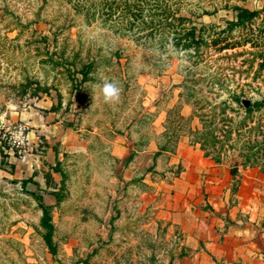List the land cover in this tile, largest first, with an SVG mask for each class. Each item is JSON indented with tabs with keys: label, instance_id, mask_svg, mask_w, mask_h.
Segmentation results:
<instances>
[{
	"label": "rangeland",
	"instance_id": "rangeland-1",
	"mask_svg": "<svg viewBox=\"0 0 264 264\" xmlns=\"http://www.w3.org/2000/svg\"><path fill=\"white\" fill-rule=\"evenodd\" d=\"M126 1L142 19L122 15ZM158 2L191 21L155 34ZM235 5L264 0H0V167L12 170L0 172V264H264V148L244 159L249 139L264 143V109L247 113L232 97L264 98V11L229 29ZM192 25L235 46L197 53ZM101 77L117 82L119 102L104 101ZM46 117L59 123L46 129ZM22 123L36 135L14 153L3 134ZM190 169L197 207L223 217V247L163 217Z\"/></svg>",
	"mask_w": 264,
	"mask_h": 264
},
{
	"label": "trees",
	"instance_id": "trees-1",
	"mask_svg": "<svg viewBox=\"0 0 264 264\" xmlns=\"http://www.w3.org/2000/svg\"><path fill=\"white\" fill-rule=\"evenodd\" d=\"M156 9V13H159L162 16V21H160V23H156L154 25H149L152 28V32H155V34H164L166 33H171V31H177V28L174 27L173 25H175V22H182V21H191V18L185 17V16H180L177 15V11L176 10H172L170 9L168 6H166L163 2H158L155 6ZM129 11H133V14L135 13V18L137 20L142 19V13H143V8L141 6L140 3H130L128 1L125 2V9H124V13L122 15H126L127 13H129ZM159 11V12H157ZM233 11L235 13V19L233 20H226L229 29L234 28L237 25L240 26H248L249 24H253L255 18L258 17V15L264 11V9H255V10H250L249 8L245 7V6H241V5H235L233 7ZM174 27V28H173ZM201 29H206V26L203 25ZM185 31L187 30L186 36L187 38L190 39V42L188 43H196V50L195 52L199 53L201 51V46L206 45V47L209 46H213L216 47L219 51L228 49V48H233L235 46V44L231 43L228 38H224V39H218V38H210L209 40H207L206 38H204V33L203 30L202 32H197L199 31V29L192 25L189 28H185ZM184 34V35H185ZM176 38L175 41L176 43L179 45L182 41L179 40V36L181 35L178 32L176 33ZM164 37V36H163ZM206 39V40H205ZM210 41V42H209ZM163 42V41H162ZM223 43V44H222ZM264 55V54H263ZM190 56V55H189ZM262 65H264V60L262 61ZM234 98V100L239 103V105L241 107L245 108V111L247 113H253L256 111H260L262 109H264V98L262 99H258V100H252V99H243L241 94H233L232 96ZM223 113H225V109L223 111ZM252 121V120H251ZM246 124V121L244 122ZM245 124H238L235 127H230L228 130H224V136L226 137V140L228 139H232V133L233 132H240L242 131L245 127L243 125ZM247 125V124H246ZM245 125V126H246ZM232 128L236 129V130H232ZM210 134L213 135L214 139L213 142L214 144H221V146H223V141L221 138L217 137L216 135H214V130H210L209 132ZM201 140L198 141L200 142L203 146H205L204 142H208V138L206 136V133L204 134V136H201L200 138ZM203 141V142H202ZM6 143V142H5ZM7 144V143H6ZM245 149L246 150H251L250 152H248L247 154L244 155V159L246 162L248 163H253L255 161L258 160L259 157V153L260 150L257 149L256 146H260L263 149V145L264 143H262L259 140H256L254 142H252L250 139L249 141H247V143H245ZM260 148V147H259ZM5 149V146H4ZM164 147H160L159 150H164ZM255 150V151H254ZM50 209L51 206L50 205H44V209H43V217H42V225L46 226L48 228V233L45 236V241L47 243V245L49 246L51 252L53 254H55V248H54V242H53V231H54V224L52 223V217L50 214Z\"/></svg>",
	"mask_w": 264,
	"mask_h": 264
},
{
	"label": "crops",
	"instance_id": "crops-1",
	"mask_svg": "<svg viewBox=\"0 0 264 264\" xmlns=\"http://www.w3.org/2000/svg\"><path fill=\"white\" fill-rule=\"evenodd\" d=\"M51 112L55 113L54 110ZM44 118L45 117L42 116L41 119ZM48 120V117H46V120H43V124L46 129L50 128L51 126H55L57 125V123H59L58 121H55L57 120L55 118L52 122ZM48 122H50L51 124L49 125ZM45 128L40 126V128L36 129V132L40 136L34 141V144H38L40 140L42 141L41 136H43ZM27 134L29 139L30 135L35 133L32 130ZM29 143L33 142L29 141ZM9 170L10 171L6 170L5 166L2 165L0 167V172L3 171L5 174L9 173L10 175L12 170L11 168H9ZM194 175L195 174L190 169L188 171H184L180 175V177L175 179L174 187L179 189V193H177V196L179 197L177 198L175 196L171 201H168V206H163V217L168 221L180 225L181 228H183V231H185L189 236L205 240V242H207V245H209L210 249L211 247H214V249L216 247H223L220 232L224 230V228H221L223 227V217L212 215V213L210 214L205 207H197V201L199 198H194V191L198 189V183H196ZM182 190L184 193L183 195ZM209 203H211V200H209ZM224 205L225 204L223 202L217 201V203L214 205L215 212L220 211L222 208H224ZM214 236H216L217 238Z\"/></svg>",
	"mask_w": 264,
	"mask_h": 264
},
{
	"label": "built area",
	"instance_id": "built-area-1",
	"mask_svg": "<svg viewBox=\"0 0 264 264\" xmlns=\"http://www.w3.org/2000/svg\"><path fill=\"white\" fill-rule=\"evenodd\" d=\"M19 127H20V131L19 134L16 136H14L13 134L9 135L8 134L9 130L5 131L3 134V138L7 140L6 143L9 144L10 149L14 153L16 152L22 153L23 151L26 150L27 145H29L28 134L26 133L28 127L26 126V124L23 123Z\"/></svg>",
	"mask_w": 264,
	"mask_h": 264
},
{
	"label": "clouds",
	"instance_id": "clouds-1",
	"mask_svg": "<svg viewBox=\"0 0 264 264\" xmlns=\"http://www.w3.org/2000/svg\"><path fill=\"white\" fill-rule=\"evenodd\" d=\"M102 83L96 85L100 89L106 103L119 102L121 89L115 80L109 81L106 77H101Z\"/></svg>",
	"mask_w": 264,
	"mask_h": 264
}]
</instances>
